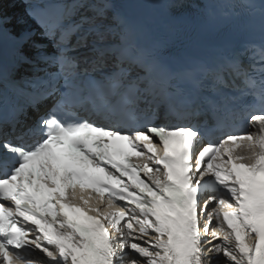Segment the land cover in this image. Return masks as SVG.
<instances>
[{"label": "snow or ice", "instance_id": "6c2138e0", "mask_svg": "<svg viewBox=\"0 0 264 264\" xmlns=\"http://www.w3.org/2000/svg\"><path fill=\"white\" fill-rule=\"evenodd\" d=\"M75 2L79 19L61 11L49 24L48 9L40 11L32 0H24L25 14L39 20L41 37L52 44L49 53L46 44L34 39V30L17 33L9 27L26 21L5 14L0 0V264H120L125 258L129 264H216L206 252L222 254L225 264H264V80L249 77L238 58H225L214 69L199 66L177 73L140 40L135 24L114 0ZM182 7L183 0H168L165 6L168 15L178 17L185 15ZM207 8L212 17L211 5ZM4 40L12 43L11 68L4 60ZM25 45L31 55L22 51ZM19 63L32 68L25 80L31 91H22L12 79ZM89 66L111 69L105 102L94 111L117 117L127 132L60 118L74 90L83 91L77 81L99 83L89 76ZM199 73L210 76L208 87L233 104L242 97L227 96L226 76L244 77L243 93L254 101L247 117L251 131L220 125L216 142L204 144L208 133L202 135L195 126L154 122L161 107L178 121L197 113L198 94L205 89ZM183 82L192 88L181 87ZM9 90L25 101L9 96ZM45 107L28 123L29 109L39 114ZM26 137L35 142L25 145ZM114 141H125L153 166L133 164ZM161 147L163 155H157ZM85 191L99 197L94 206ZM81 200L95 216L81 214ZM130 205L131 214L124 210ZM213 218L218 223L210 231ZM137 230L139 237L134 236ZM150 233L151 242H136ZM202 233L216 239L223 234V240L205 249L211 240Z\"/></svg>", "mask_w": 264, "mask_h": 264}, {"label": "bare ground", "instance_id": "6f19581e", "mask_svg": "<svg viewBox=\"0 0 264 264\" xmlns=\"http://www.w3.org/2000/svg\"><path fill=\"white\" fill-rule=\"evenodd\" d=\"M3 3V11L5 12V14L9 15V16H13V17H23L24 16V11L22 8V4L19 0H2ZM25 19V17H23ZM134 236L139 237L140 235L134 234ZM143 241H152V237H142L141 240H137L136 242L141 243ZM222 242V238L217 239L214 244H218ZM124 251H128L130 253V255H135L134 253H131L130 250L125 249ZM212 258L216 264H221V262H225V258L222 256V254H216L213 257V254L211 253V255L207 256ZM142 260V258H141Z\"/></svg>", "mask_w": 264, "mask_h": 264}, {"label": "rangeland", "instance_id": "374dc122", "mask_svg": "<svg viewBox=\"0 0 264 264\" xmlns=\"http://www.w3.org/2000/svg\"><path fill=\"white\" fill-rule=\"evenodd\" d=\"M137 233H139L138 230H137ZM148 236H150V234ZM222 238H223V234H222ZM221 264H225V262H221Z\"/></svg>", "mask_w": 264, "mask_h": 264}]
</instances>
